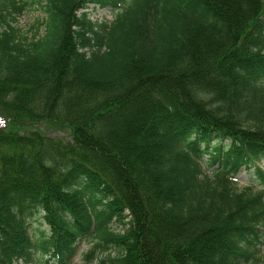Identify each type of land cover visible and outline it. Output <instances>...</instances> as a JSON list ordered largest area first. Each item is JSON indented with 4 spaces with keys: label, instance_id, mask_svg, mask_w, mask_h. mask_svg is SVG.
<instances>
[{
    "label": "trees",
    "instance_id": "obj_1",
    "mask_svg": "<svg viewBox=\"0 0 264 264\" xmlns=\"http://www.w3.org/2000/svg\"><path fill=\"white\" fill-rule=\"evenodd\" d=\"M262 159L264 0H0V264L256 263Z\"/></svg>",
    "mask_w": 264,
    "mask_h": 264
},
{
    "label": "rangeland",
    "instance_id": "obj_2",
    "mask_svg": "<svg viewBox=\"0 0 264 264\" xmlns=\"http://www.w3.org/2000/svg\"><path fill=\"white\" fill-rule=\"evenodd\" d=\"M85 12L86 16L91 21H97V22H108L112 19L113 10H110L108 8H100L97 6H94L93 4H88L84 9L79 10L78 12ZM42 17V14L40 13L39 9L36 5L25 7V9L22 11L21 14H14V19L10 22V25L16 29L17 34L20 36H26L27 39H29V36L33 32L32 26L35 25V21H40ZM42 32V27L38 28V33L40 34ZM29 128H37L41 132H43L48 137H55L60 138L64 141H67L69 139L65 129L54 127L45 123H35L31 126H28ZM27 128V129H29ZM260 165L264 167V159L261 160ZM246 173L244 170H241L236 177L234 178V181L236 183V186L241 188L243 186L247 185L246 182ZM45 228L44 224H38L36 221L31 222L29 227V233L34 239L38 235V231ZM111 228L116 231H122L124 227L117 226L115 224L111 225ZM92 242H90V239H82L77 244V249L75 252V255L72 257L71 262L69 264H80L81 263V254L87 250L91 246ZM113 255L115 254V250L109 249L106 251V253H103L101 255ZM258 261L256 263H250V264H264V251H260V253L257 255ZM47 256L39 257L37 253L33 255V260L30 263H22L21 261H17L15 264H43V260L46 259Z\"/></svg>",
    "mask_w": 264,
    "mask_h": 264
}]
</instances>
